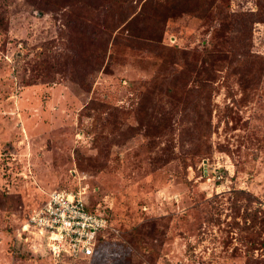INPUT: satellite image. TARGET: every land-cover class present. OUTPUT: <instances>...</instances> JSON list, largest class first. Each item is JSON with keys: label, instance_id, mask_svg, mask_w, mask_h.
I'll return each mask as SVG.
<instances>
[{"label": "rangeland", "instance_id": "1", "mask_svg": "<svg viewBox=\"0 0 264 264\" xmlns=\"http://www.w3.org/2000/svg\"><path fill=\"white\" fill-rule=\"evenodd\" d=\"M37 1L0 0V189L22 194L31 212L53 190L85 192L117 229L85 264H264V77L248 98L239 83L225 84L222 68L225 50L238 42L264 67V0H219L204 20L169 19L166 42L196 51L200 64H209L206 74L222 75L215 102L223 106L230 90L246 99L236 108L237 128L228 131L223 121L212 137L231 152L218 150L210 163L188 168L175 155L166 163L161 149L150 152L141 134L117 143L137 124L136 89L156 71L155 59L137 49L123 55L128 47L111 41L105 63L85 72L91 89L84 90L59 72L71 50L68 37L62 40V12ZM89 115L104 122L103 133L87 132ZM233 187L247 197L237 200ZM3 218L0 211V264H52L19 238L10 249ZM135 232L149 249L141 250Z\"/></svg>", "mask_w": 264, "mask_h": 264}, {"label": "trees", "instance_id": "2", "mask_svg": "<svg viewBox=\"0 0 264 264\" xmlns=\"http://www.w3.org/2000/svg\"><path fill=\"white\" fill-rule=\"evenodd\" d=\"M218 1L40 0L37 5L45 11L62 12L67 25L62 40L68 37L71 50L62 55V69L59 72L66 80H72L84 90L91 89L87 76L90 67L98 61L100 66L105 63L108 44L111 41L115 46L120 41L128 47L121 51L123 55L128 49H137L155 59L153 63L156 64V71L136 89L138 98L140 97L135 107L137 124L128 128L132 134L130 137L124 132L120 134L117 143L122 146L128 138L141 134L147 141L150 152H158L161 149L166 163L175 155L183 166L188 168L205 159L210 163L218 150L231 152L226 142L216 145L212 137L223 121L226 130L237 128L242 118L237 119L236 108L241 107V101L246 99H237L236 93L230 90L224 105L217 104L215 96L219 94L218 81L222 75L217 74L216 70H213L214 75L206 74L209 64L201 65L195 57L196 51L179 43H167L165 35L170 18L177 19L187 15L204 20ZM140 5L141 9L138 10ZM1 19L4 22V19ZM243 23V26H246L250 21L245 18L241 24ZM119 28L122 33L113 40L112 34ZM209 52L211 53V50ZM111 58L112 61L117 60V56L113 54ZM225 60L226 64L222 67L227 68L225 84L228 85L232 81L239 83L244 96L248 94L250 98L253 95V92H249L250 89L259 88L264 77V67L259 66L262 57L253 53L245 43L238 42L231 49L225 50ZM229 97L233 100L232 104L227 102ZM89 116L91 125L87 127V132L103 133L106 129L104 122ZM215 116H218L216 123ZM177 130L179 152L174 151L173 145ZM162 141H166V145L164 148H158ZM159 157L161 159L162 156ZM80 160L86 163L85 158ZM93 167L98 169L97 165ZM101 167L102 165L98 170ZM233 192H237V200L247 197L244 191L235 187ZM47 196L49 197V194ZM48 197L43 199L39 206L44 204ZM90 210L102 212L91 206ZM0 211L4 217L5 232L10 236L9 247L13 250L18 244L17 231L32 212L24 206L22 194L12 193L7 189H0ZM203 211L205 210L202 209L201 212ZM211 216L207 215L206 218ZM113 234V231L108 230L106 238ZM135 235L141 250L150 248L149 241L141 232H135ZM100 240H104L101 234ZM19 256L29 259L24 253ZM41 257L49 258L52 264H85L88 260L69 256L56 258L49 253Z\"/></svg>", "mask_w": 264, "mask_h": 264}, {"label": "built area", "instance_id": "3", "mask_svg": "<svg viewBox=\"0 0 264 264\" xmlns=\"http://www.w3.org/2000/svg\"><path fill=\"white\" fill-rule=\"evenodd\" d=\"M84 195L82 191L53 190L18 229L17 238L30 243L32 252L38 255L94 257L100 234L106 238L108 230L117 233V229L108 215L90 210Z\"/></svg>", "mask_w": 264, "mask_h": 264}]
</instances>
